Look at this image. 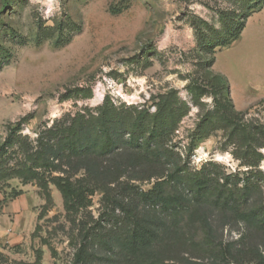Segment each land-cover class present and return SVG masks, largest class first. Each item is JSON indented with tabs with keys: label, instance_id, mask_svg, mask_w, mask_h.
<instances>
[{
	"label": "rangeland",
	"instance_id": "1",
	"mask_svg": "<svg viewBox=\"0 0 264 264\" xmlns=\"http://www.w3.org/2000/svg\"><path fill=\"white\" fill-rule=\"evenodd\" d=\"M235 7L234 0H0V143L9 125L21 123V132L34 139L56 119L87 109L96 113L107 95L116 105L154 112L159 95L174 89L189 107L168 144L182 164L193 172L206 164L240 177L251 169L261 187L255 200L264 204V147L258 149L263 158L252 168L235 155L224 127L208 137L198 133L204 116L215 108L214 89L219 97L231 98L245 123L264 125V6L246 20L230 46L212 53L198 44L196 17L221 28L219 11ZM214 57L215 68L210 67ZM196 85L206 90L200 102L192 92ZM83 88L93 94L74 92ZM156 181L121 178L143 191ZM50 188L53 200L47 204L36 181L2 180L0 264H72L80 229L94 227L107 215L102 190L90 197L89 208L69 214L61 192L54 184ZM116 214L122 215L120 210ZM211 220L224 244L245 229L233 219L224 224L218 213ZM244 244L264 254V234ZM190 255L212 262L202 251L185 254ZM239 264L256 263L244 257Z\"/></svg>",
	"mask_w": 264,
	"mask_h": 264
},
{
	"label": "trees",
	"instance_id": "2",
	"mask_svg": "<svg viewBox=\"0 0 264 264\" xmlns=\"http://www.w3.org/2000/svg\"><path fill=\"white\" fill-rule=\"evenodd\" d=\"M234 3V9L219 11L221 28L196 17L203 51L214 53L217 47L230 46L246 20L264 6V0ZM214 63L215 57L210 67ZM74 92L93 94L91 88ZM192 92L200 102L206 90L196 85ZM212 95L215 108L204 116L198 133L208 137L224 127L228 142L236 146L235 155L247 166H257L263 158L258 149L264 147V125L245 123L229 96L219 97L217 89ZM156 106L151 112L134 104L116 105L107 95L96 113L87 109L56 119L34 139L21 132V123L9 125L0 143V186L12 176L36 181L51 204L50 184H54L69 214L89 208L90 197L97 190L104 192L107 215L94 227L80 229L72 264H206L196 255L185 256L193 251L211 256L209 264H239L244 257L264 264L261 249L244 244L248 237L264 234V204L255 200L261 188L257 176L251 169L243 177L221 174L206 164L198 171L188 170L168 144L189 107L174 89L160 94ZM123 176L130 180L156 177L157 181L143 191L121 183ZM216 213L224 224L233 219L244 225L239 238L225 244L218 239L211 220ZM201 234L202 240L198 239ZM41 256L39 252L38 262Z\"/></svg>",
	"mask_w": 264,
	"mask_h": 264
},
{
	"label": "crops",
	"instance_id": "3",
	"mask_svg": "<svg viewBox=\"0 0 264 264\" xmlns=\"http://www.w3.org/2000/svg\"><path fill=\"white\" fill-rule=\"evenodd\" d=\"M235 42V41H234ZM233 42V43H234ZM216 59H217V56H216ZM215 66H216V60H215V63H214V68H215ZM216 71L218 70V69H215ZM217 72H219V73H222V74H224L225 76L227 75V73L225 72V71H223V70H219V71H217ZM230 93L232 94V97L233 98H235L234 97V92L232 91V86H231V83H230Z\"/></svg>",
	"mask_w": 264,
	"mask_h": 264
},
{
	"label": "bare ground",
	"instance_id": "4",
	"mask_svg": "<svg viewBox=\"0 0 264 264\" xmlns=\"http://www.w3.org/2000/svg\"><path fill=\"white\" fill-rule=\"evenodd\" d=\"M219 159H222L223 157H221L220 155H219V157H218Z\"/></svg>",
	"mask_w": 264,
	"mask_h": 264
}]
</instances>
